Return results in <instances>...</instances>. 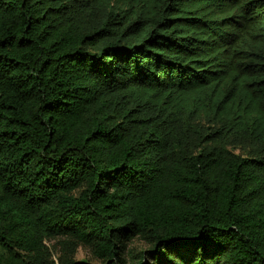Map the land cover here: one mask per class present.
<instances>
[{
	"label": "trees",
	"instance_id": "trees-1",
	"mask_svg": "<svg viewBox=\"0 0 264 264\" xmlns=\"http://www.w3.org/2000/svg\"><path fill=\"white\" fill-rule=\"evenodd\" d=\"M81 248L264 264V0H0V264Z\"/></svg>",
	"mask_w": 264,
	"mask_h": 264
},
{
	"label": "rangeland",
	"instance_id": "rangeland-1",
	"mask_svg": "<svg viewBox=\"0 0 264 264\" xmlns=\"http://www.w3.org/2000/svg\"><path fill=\"white\" fill-rule=\"evenodd\" d=\"M52 243H47L48 246H51ZM133 246H135L136 249H146L144 244H142L139 241H136L133 243ZM55 254V258H58L60 256V254L57 255V253L53 252ZM75 260L80 262V261H89L93 264H100V262H98L96 259L93 258L92 254L90 253L89 250L85 249V248H81L78 253L75 256Z\"/></svg>",
	"mask_w": 264,
	"mask_h": 264
}]
</instances>
